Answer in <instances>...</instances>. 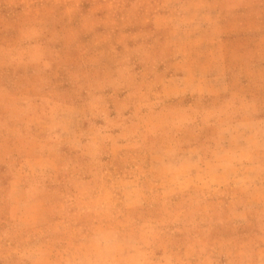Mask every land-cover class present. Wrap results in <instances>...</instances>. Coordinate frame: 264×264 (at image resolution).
I'll return each mask as SVG.
<instances>
[{
    "label": "rangeland",
    "instance_id": "obj_1",
    "mask_svg": "<svg viewBox=\"0 0 264 264\" xmlns=\"http://www.w3.org/2000/svg\"><path fill=\"white\" fill-rule=\"evenodd\" d=\"M0 264H264V0H0Z\"/></svg>",
    "mask_w": 264,
    "mask_h": 264
}]
</instances>
